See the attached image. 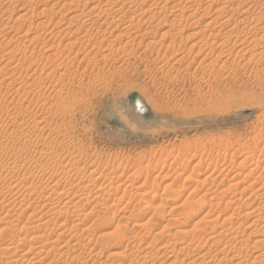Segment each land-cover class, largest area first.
Instances as JSON below:
<instances>
[{
    "label": "rangeland",
    "instance_id": "obj_1",
    "mask_svg": "<svg viewBox=\"0 0 264 264\" xmlns=\"http://www.w3.org/2000/svg\"><path fill=\"white\" fill-rule=\"evenodd\" d=\"M45 1L0 0V264H264V0L247 16L229 0ZM217 11L229 33H198ZM245 19L254 30L241 33Z\"/></svg>",
    "mask_w": 264,
    "mask_h": 264
},
{
    "label": "bare ground",
    "instance_id": "obj_2",
    "mask_svg": "<svg viewBox=\"0 0 264 264\" xmlns=\"http://www.w3.org/2000/svg\"><path fill=\"white\" fill-rule=\"evenodd\" d=\"M46 1H47V0H46ZM46 1H45V3H46ZM51 1H52V0H51ZM53 1H54V0H53ZM60 1H61V0H59V3H60ZM75 1H76V0H75ZM100 1H101V0H100ZM109 1H110V0H109ZM109 1H108V2H109ZM116 1H117V0H116ZM116 1H110V2H111V4H113L112 2L115 3ZM131 1H132V0H131ZM135 1H136V0H135ZM140 1H141V0H140ZM145 1H146V0H145ZM145 1L143 0V2H145ZM149 1H150V0H149ZM151 1H152V0H151ZM151 1H150V2H151ZM188 1H189V0H188ZM207 1H209V0H207ZM212 1H213V0H212ZM217 1H221V0H215V2H217ZM229 1L234 2V5H235V4L237 5L236 9H235L234 7H233V9L235 10L236 13H237V12H238V14L240 13V14H239L240 16H242V15L247 16V12H248L250 9H257V0H229ZM39 2H41V1H39ZM57 2H58V0H57ZM57 2H55V4H56ZM72 2H73V1H72ZM76 2H77V1H76ZM101 2H102V1H101ZM153 2H154V1H153ZM166 2H167V0H166ZM186 2H187V1H186ZM193 2L195 3L196 1H193ZM199 2H200V0H199ZM222 2H225V1L223 0ZM98 3H99V2H98ZM132 3H134V2H132ZM141 3H142V2H141ZM151 3H152V2H151ZM159 3H161L160 0H159ZM194 3H193V4H194ZM39 4H40V3H39ZM41 4H43V3L41 2ZM52 4H53V3H52ZM55 4H54V9H55V7H56ZM57 4H58V3H57ZM65 4H67V3H65ZM84 4H87V3L85 2ZM101 4H102V3H101ZM107 4H108V3H107ZM109 4H110V3H109ZM116 4H117V3H116ZM116 4H115V5H116ZM121 4H122V3H121ZM134 4H135V3H134ZM155 4H156V3H155ZM157 4H158V3H157ZM166 4H168V3H166ZM191 4H192V3H191ZM210 4H214V2H212V3H210ZM210 4H209V5H210ZM225 4H227V3H225ZM228 4H229V3H228ZM261 4H264V3H261ZM46 5H48V4H46ZM59 5H60V4H58V6H59ZM63 5H64V4H63ZM63 5H61V6H63ZM68 5H69V4H68ZM82 5H83V4H82ZM98 5H99V4H98ZM104 5H105V4H104ZM131 5H132V4H131ZM136 5H137V4H136ZM149 5H150V4H149ZM153 5H154V4H153ZM173 5H174V4H173ZM176 5H177V4H176ZM176 5H175V6H176ZM236 5H235V6H236ZM7 6H8V5H7ZM51 6H52V5H51ZM51 6H49V7H51ZM76 6H77V5H76ZM102 6H103V5H102ZM107 6H108V5H107ZM113 6H114V4H113ZM163 6H164V5H163ZM163 6L161 5V7H163ZM179 6H180V5H179ZM211 6H212V5H211ZM211 6H209V7H211ZM225 6H226V5H225ZM19 7H20V6H19ZM38 7H40V6L38 5ZM44 7H45V6H44ZM52 7H53V6H52ZM63 7H64V6H63ZM74 7H75V6H74ZM91 7H92V8H93V7L95 8V6H91ZM91 7H90V8H91ZM98 7H99V6H98ZM154 7H155V6H154ZM171 7H172V6H171ZM36 8H37V7H36ZM82 8H83V7H82ZM107 8H108V7H107ZM116 8H117V7H116ZM159 8H160V7H159ZM165 8H166V7H165ZM220 8H221V7H220ZM38 9H39V8H38ZM43 9L46 10L45 8H43ZM43 9H42V10H43ZM54 9H53V10H54ZM57 9H58V8H57ZM83 9H84V8H83ZM95 9H96V8H95ZM95 9H92V10H95ZM98 9H99V8H98ZM146 9H147V8H146ZM167 9H169V8H167ZM186 9H187V8H186ZM193 9H194V8H193ZM217 9H218V8H217ZM217 9H216V10H217ZM6 10H7V9H6ZM34 10H35V8H34ZM40 10H41V9H40ZM44 10H43V11H44ZM48 10H49V9H48ZM81 10H82V9H81ZM99 10H100V9H99ZM144 10H145V9H144ZM148 10H150V8H149ZM160 10H161V9H160ZM165 10H166V9H165ZM184 10H185V9H184ZM207 10H209V9L206 8V11H207ZM216 10H213V11H216ZM43 11H41V12H43ZM50 11H52V10H50ZM96 11H97V10H96ZM96 11H95V12H96ZM145 11H146V10H145ZM145 11H144V12H145ZM170 11H171V10H170ZM187 11H188V10H187ZM193 11H194V10H193ZM193 11H192V12H193ZM195 11H196V9H195ZM220 11H221V10H220ZM220 11H219V13H220ZM53 12H56V11H53ZM53 12H52V13H53ZM57 12H58V11H57ZM75 12H76V11H75ZM91 12H92V11H91ZM104 12H105V11H104ZM144 12H143V13H144ZM146 12H147V11H146ZM250 12H251V11H250ZM35 13H36V12H35ZM46 13H47V12H46ZM49 13H50V12H49ZM72 13H73V12H72ZM80 13H81V12H80ZM148 13H149V12H148ZM157 13H158V12H157ZM167 13H168V12H167ZM222 13H224V12H222ZM22 14H23V13H22ZM54 14H55V13H54ZM54 14H53V15H54ZM74 14H75V13H74ZM93 14H94V13H93ZM95 14H96V13H95ZM95 14H94V15H95ZM102 14H103V13H102ZM153 14H154V13H153ZM191 14H193V13H191ZM40 15H42V13H41ZM77 15H78V14H77ZM79 15H80V14H79ZM87 15H88V14H87ZM89 15H91V14H89ZM100 15H101V14H100ZM100 15H99V16H100ZM103 15H104V14H103ZM109 15H110V14H109ZM109 15H108V16H109ZM133 15H134V14H133ZM142 15H143V14H142ZM188 15H190V14H188ZM216 15H217V17H216V18L214 17L216 20H218V19L221 18V17H224L222 14H218V11H217ZM21 16L24 17V15H21ZM73 16H75V15H73ZM95 16H96V15H95ZM191 16H193V15H191ZM19 17H20V16H19ZM22 17H21V18H22ZM25 17H26V16H25ZM27 17H28V16H27ZM50 17H51V16H50ZM50 17H49V18H50ZM75 17H76V16H75ZM89 17H90V16H89ZM105 17H106V16H105ZM136 17H137V16H136ZM205 17H206V16H205ZM6 18H7V17H6ZM40 18H41V17H40ZM78 18H79V16H78ZM78 18H77V20H75L76 22L78 21ZM107 18H108V17H107ZM199 18H200V17H199ZM243 18H245V17H243ZM71 19H72V17H71ZM130 19H131V18H130ZM187 19H188V17H187ZM226 19H227V18H226ZM256 19H257V18H256ZM45 20H46V19H45ZM95 20H96V19H95ZM118 20H119V19H118ZM144 20H145V19H144ZM146 20H147V19H146ZM210 20H212V21H210V22L206 23L205 25H203V27L200 29L201 31L198 32V33H201V34H202V33L204 32V34H205L206 32H209V33L212 32V33H210V34H213V35H214V33H215L216 36H220V35H222L223 32H224V33H229V32H227V31H230V30H227V27H229V26H227V24L230 23L229 20H228V21H227V20H226V21H225V20H220V21L218 20L217 22H219V23H218V25H215V27H212V25H213L212 22L214 23L216 20H213V19H210ZM31 21H32V20H31ZM50 21H51V20H50ZM71 21H72V20H71ZM80 21H82V20H80ZM80 21H79V22H80ZM100 21H101V20H100ZM147 21H149V20H147ZM240 21H241V20H240ZM240 21H238L239 23H236V24H241ZM245 21H247L248 23H246L247 25H246V26L244 25L243 28H242L241 30H239L241 33H245L246 31L248 32L249 30L253 29L252 26H251V27L249 26V25L251 24V22H253V19H250V20L245 19ZM82 22H83V21H82ZM93 22H94V21H93ZM193 22H194V21H193ZM83 23H84V24L86 23L85 20H84ZM96 23H97V22H96ZM249 23H250V24H249ZM253 23H254V22H253ZM12 24H13V23H12ZM43 24H44V23H43ZM81 24H82V23H81ZM142 24H143V23H142ZM159 24H160V23H159ZM242 24H244V23L242 22ZM40 25H41V24H40ZM71 25H72V24H71ZM91 25H92V24H91ZM109 25H110V24H109ZM229 25H230V24H229ZM36 26H37V25H36ZM130 26H131V25H130ZM179 26H180V25H179ZM233 26H234V25H233ZM233 26H232V28H230L231 30H233V31H231V32H234V31L237 32V30H235V29L233 28ZM241 26H242V25H241ZM138 27H139V26H138ZM79 28H81V27H79ZM83 28H84V27H83ZM91 28H93V27H91ZM131 28H132V27H131ZM172 28H173V27H172ZM237 28H238V27H237ZM28 29H29V28H28ZM181 29H183V28H181ZM239 29H240V28H239ZM81 30H82V29H81ZM253 30H254V29H253ZM27 31H28V30H27ZM111 31H112V30H111ZM111 31H110V32H111ZM239 31H238V34L240 33ZM6 32H7V31H6ZM76 32H77V31H76ZM86 32H87V31H86ZM86 32H85V33H86ZM96 33H97V32H96ZM143 33H144V32H143ZM209 33H207V34L209 35ZM194 34H195V33H194ZM201 34H197V35L195 34V35H192V37L194 36V38H196V36H197V39H199V40H198V41L196 40L197 42H195V41H194V38H193L192 41H194L195 43L191 42V43H192V44H191V48L197 47L198 43H201V42H202V40H200V39H202V37H200ZM207 34H206V35H207ZM235 34H236V33H235ZM238 34H237V35H238ZM23 35H24V34H23ZM23 35H21V36H23ZM108 35H109V34H108ZM249 35H250V34H249ZM24 36H25V35H24ZM201 36H202V35H201ZM203 36H204V35H203ZM209 36H212V35H209ZM216 36H215V37L213 36V39H211L210 44L205 43V46H207L206 44H208V45H210V46H211L212 44H216L215 46H217L218 41H217V37H216ZM230 36H231V35H230ZM250 36H251V35H250ZM19 37H20V36H19ZM133 37H134V36H133ZM192 37H191V39H192ZM222 37H223V36H222ZM243 37H244V36H243ZM252 37H253V36H252ZM48 38H51V36L48 37ZM173 38H175V37H173ZM206 38H209V37L207 36ZM247 38H248V37H247ZM141 39H142V38H141ZM203 39H205V38H203ZM222 39H223V38H222ZM9 40H10V39H9ZM205 40H207V39H205ZM209 40H210V38H209ZM227 40H228V39H227ZM28 41H29V40H28ZM31 41H32V40H31ZM203 41H204V40H203ZM131 42H132V41H131ZM163 42H164V41H163ZM171 42H174V41L171 40ZM221 42L223 43V40H222ZM224 42H225V41H224ZM241 42H242V40H241ZM241 42H240V43H241ZM76 43H77V42H76ZM110 43H111V42H110ZM147 43H148V42H147ZM203 43H204V42H203ZM222 43L220 44V42H219L218 46H219V47H222V46H223ZM247 43H248V42H247ZM252 43H253V42H252ZM72 44H73V42H72ZM139 44H140V43H139ZM175 44H176V43H175ZM175 44H174V45H175ZM180 44H182V43H180ZM238 44H239V43H238ZM69 45H70V44H69ZM1 46H2V45H1ZM111 46H112V45H111ZM160 46H161V45H160ZM169 46H170V45H169ZM178 46H180V45H178ZM245 46H246V45H245ZM2 47H3V46H2ZM67 47H68V45H67ZM151 47H152V46H151ZM208 47H209V46H208ZM253 47H254V46H253ZM24 48H25V47H24ZM63 48H65V47H63ZM167 48H168V47H167ZM199 48H200V47H199ZM213 48H214V47H213ZM215 48H216V47H215ZM25 49H26V48H25ZM33 49H34V48H33ZM119 49H120V48H119ZM10 50H11V49H10ZM34 50H35V49H34ZM188 50H191V49H188ZM238 50H239V49H238ZM24 51H26V50H24ZM117 51H118V50H117ZM26 52H27V51H26ZM32 52H33V50H32ZM80 52H81V51H80ZM209 52H210V51H209ZM243 52H244V51H243ZM246 52H247V51H246ZM10 53H11V52H10ZM22 53H23V52H22ZM39 53H40V52H39ZM224 53H225V52H224ZM13 54H14V53H13ZM23 54H25V53H23ZM174 54H176V52H175ZM198 55H199V54H198ZM216 55H217V54H216ZM24 56H25V55H24ZM51 56H53V54H52ZM57 56H58V55H57ZM205 56H206V55H205ZM221 56H222V55H221ZM254 56H255V55H254ZM4 57H5V54L3 55L2 59H3ZM8 57H9V56H8ZM20 57H21V56H20ZM26 57H27V56H26ZM32 57H33V56H32ZM49 57H50V56H49ZM49 57H48V58H49ZM53 57H54V56H53ZM58 57H59V56H58ZM58 57H57V58H58ZM240 57H241V56H240ZM250 57H251V56H250ZM10 58H11V59H14V57H10ZM180 58H181V57H180ZM8 59H9V58H8ZM11 59H9V60H11ZM52 59H53V58H52ZM250 59H251V58H250ZM46 60L49 61L50 58H49V60H48V59H46ZM179 60H180V59L177 58V61H179ZM256 60H257V59H256ZM248 61H249V60H248ZM7 62H8V61H7ZM15 62H16V61H15ZM49 62H50V61H49ZM65 62H66V61H65ZM246 62H247V61H246ZM8 63H9V62H8ZM12 63H13V62H12ZM16 63H17V62H16ZM3 64H4V63H3ZM22 64H24V63H22ZM48 64H49V63H48ZM18 65H19V64H18ZM28 65H29V64H28ZM52 65H53V64H52ZM59 65H60V64H59ZM20 66H21V64H20ZM23 66H24V65H23ZM45 67H47V66H45ZM50 67H51V66H50ZM16 68H17V67H16ZM16 68H15V69H16ZM21 68L23 69V67H21ZM57 68L59 69V67H57ZM26 69H27V68H26ZM43 69H44V68H43ZM24 70H25V69H24ZM45 70H46V69H45ZM51 70H52V68H51ZM22 71H23V70H22ZM22 71H21V72H22ZM43 71H44V70H43ZM49 71H50V70H49ZM52 71H53V70H52ZM4 72H6V71H4ZM4 72H3V73H4ZM25 72H26V70H25ZM25 72H24V73H25ZM33 72H34V70H33ZM33 72H32V73H33ZM36 72H38V71H35V73H36ZM41 72H42V71L38 72V74H39V73L41 74ZM61 72H63V70H62ZM35 73H34V74H35ZM52 73H53V72H52ZM52 73H50V75H51ZM54 73H55V72H54ZM48 74H49V73H48ZM11 75H12V74H11ZM45 75H47V74H45ZM54 75H55V74H54ZM57 75H59V74H57ZM65 75H66V74H65ZM12 76H13V75H12ZM3 77H4V76H3ZM38 77H39V75H38ZM43 77H44V76H43ZM48 77H49V76H48ZM63 77H64V76H63ZM26 78H27V77H26ZM33 78H36V76L33 77ZM52 78H53V77H52ZM52 78H50V80H51ZM24 79H25V78H24ZM40 79H41V78H40ZM60 79H61V78H60ZM11 80H12V79H11ZM19 80H20V79H19ZM26 80H27V79H26ZM34 80H35V79H34ZM34 80H33V81H34ZM23 81H25V80H23ZM33 81H32V82H33ZM36 81L38 82V80H36ZM42 81H43V80H42ZM25 82L27 83V81H25ZM25 82H21V83H25ZM77 82H78V81H77ZM12 83H13V82H12ZM28 83H31V82H28ZM28 83H27V85H28ZM34 83H35V82H34ZM15 84H16V83H15ZM18 84H19V83H18ZM32 84H33V83H32ZM41 84H42V83H41ZM48 84H50V83H48ZM55 84H56V83H55ZM12 85H13V84H12ZM21 85H22V84H21ZM25 85H26V84H25ZM37 85H38V84H37ZM8 86H9V85H8ZM14 86H15V85H14ZM35 86H36V85H35ZM39 86H40V85H39ZM27 87L29 88V85H28ZM31 87H32V86H31ZM33 87H34V86H33ZM42 87H43V86H42ZM67 87H68V86H67ZM16 88H17V87H16ZM22 88H23V87H22ZM22 88H21V89H22ZM30 89H31V88H30ZM30 89H29V90H30ZM32 89H33V88H32ZM32 89H31V90H32ZM16 90H17V89H16ZM16 90L14 89L15 92H16ZM23 90H25V87L23 88ZM23 90H22V91H23ZM18 91H20V89H18ZM15 92H14V93H15ZM55 92H56V91H55ZM16 93H17V92H16ZM21 93H22V92H21ZM25 93H27V92H25ZM17 94H19V93H17ZM27 94H28V93H27ZM32 94H34V93L32 92ZM43 94H44V93H43ZM60 94H61V93H60ZM38 95H39V94H38ZM54 95H55V94H54ZM136 95H137V94H136ZM137 96H138V95H137ZM35 97H36V96H35ZM40 97H42V95H41ZM54 97H55V96H54ZM138 97H139V96H138ZM4 98H5V97H4ZM17 98H18V96H17ZM38 99H39V98H37V100H38ZM52 99H54V98H52ZM34 100H35V99H34ZM55 100H56V99H55ZM10 101H11V100H10ZM29 101H31V100H29ZM56 101H57V100H56ZM34 102H35V101H34ZM129 103H130V105H129L130 108H131L132 110L138 112L139 114H143V113L146 111L145 103L142 101V99H141L140 97H139L138 100H136V102H135L136 105H134V103H133L134 106H132L130 100H129ZM18 104H19V103H18ZM28 104H29V103H28ZM35 105H36V104H35ZM60 105H61V104H60ZM47 106H48V105H47ZM25 107H26V106H25ZM0 115H1V114H0ZM13 115H14V114H13ZM28 140H29V139H28ZM249 154H250V153H249ZM260 155H261V154H260ZM259 157H260V156H259ZM42 158H43V157H42ZM242 158H244V157H242ZM245 158H246V157H245ZM251 158H252V157H251ZM254 158H255V157H254ZM262 158H264V157H262ZM252 160H253V159H252ZM262 160H263V159H262ZM49 161H50V160H49ZM246 161H247V160H246ZM246 161H245V162H246ZM255 161H256V162H254V163H255L256 166H255V165H254V166L258 168V167H259V165H257V164H259V163L257 162L258 160H255ZM54 162H55V161H54ZM50 163H51V162H50ZM243 163H244V162H243ZM250 163H251V162H250ZM250 163H249V164H250ZM261 163H262V162H261ZM35 164H36V163H35ZM41 165H42V164H41ZM64 165H65V164H64ZM231 165H232V164H231ZM243 166H244V165H243ZM246 166H247V165H246ZM254 166H252V170L255 168ZM42 167H43V166H42ZM52 167H53V165H52ZM59 167H60V166H59ZM230 167H231V166H230ZM239 167H240V166H239ZM234 168H235V167H234ZM243 168H244V167H242V169H241V174L244 176L245 174H243L242 170H244V169L246 170V168H244V169H243ZM228 169H229V168H228ZM247 169H248V168H247ZM249 169H250V168H249ZM245 170H244V171H245ZM76 171H77V170H76ZM233 171H234V170H233ZM254 171H255V170H254ZM55 172H56V171H55ZM246 172H247V171H246ZM61 173H62V172H61ZM250 173H251V175H253V173L251 172V170H250V171L248 170V174H250ZM63 174H64V173H63ZM130 174H131V173H130ZM130 174H128V175H130ZM234 174H235V173H234ZM238 174H239V173H238ZM241 174H240V176H241ZM235 175H236V179H237V177H238L239 175H238V176H237V174H235ZM235 175H234V176H235ZM130 176H131V175H130ZM232 176H233V175H232ZM234 176H233L232 178H234ZM248 176H250V175H248ZM259 176H260V175H259ZM74 177H75V176H74ZM74 177H73V178H74ZM136 177H137V176H136ZM136 177H132V176H131V177H129V179H130V178L135 179ZM230 177H231V176H230ZM137 178H138V177H137ZM246 178H247V177H246ZM251 178H252V177H251ZM258 178H260V177H258ZM163 180H166V178L163 179ZM231 180H232V179H231ZM244 180H245V179H244ZM131 181H132V180H131ZM256 181H257V180H256ZM239 182H240V181H239ZM262 182H263V181H262ZM195 183H196V182H195ZM237 183H238V182H236L235 184H237ZM255 183H256V182H255ZM263 183H264V182H263ZM239 184H240V183H239ZM256 184H257V183H256ZM184 185H185V184H184ZM184 185H182L178 191H176L177 189H174V188L172 189V194L170 195V197L167 198V201H166L169 205H172V203L175 202L174 200L177 198L178 193L181 194L184 190H186L187 186H184ZM237 185H238V184H237ZM261 185H262V184H261ZM261 185H260V186H261ZM78 186H79V185H78ZM229 186H230V185H229ZM247 186H248V185H247ZM74 187H75V186H74ZM54 188H55V187H54ZM58 188H59V187H58ZM58 188H57V190H58ZM61 188H62V187H61ZM77 188H78V187H76V189H77ZM233 188H234V187H233ZM244 188H245V187H244ZM78 189H79V188H78ZM187 189H188V188H187ZM226 189H228L227 191H229L230 187H228V188H226ZM259 189H260V188H259ZM43 190H44V189H43ZM70 190H71V189H70ZM193 190H194V189H193ZM222 190H223V189H222ZM241 190H244V189H241ZM255 190H258V189L256 188ZM260 190H261V189H260ZM260 190H259V191H260ZM41 191H42V190H41ZM45 191H46V190H45ZM45 191H44V192H45ZM50 191H51V189L49 190V192H50ZM55 191H56V189H55ZM60 191H61V190H60ZM60 191H59V192H60ZM73 191H75V190L73 189ZM227 191H226V192H227ZM194 192H195V191H194ZM256 192H257V191H256ZM260 192H261V191H260ZM40 193H41V192H40ZM56 193H57V192H56ZM65 193H66V192H65ZM224 193H225V192H224ZM252 193H253V192H252ZM42 194H43V196H44V193H42ZM47 194H49V193H47ZM52 194H53V193H52ZM59 194H60V193H59ZM59 194H58V195H59ZM255 194H257V193H255ZM50 195H51V194H50ZM249 195H250V194H249ZM260 195H261V194H260ZM45 196H46V195H45ZM47 196H48V195H47ZM47 196H46V197H47ZM60 196H61V195H60ZM60 196H59V198H60ZM196 196H197V195H196ZM61 197H62V196H61ZM49 198H50V196L47 197V199H49ZM191 198H192V197H191ZM198 198H199V197H198ZM198 198H197V199H198ZM231 198H232V197H231ZM43 199H44V198H43ZM189 200H190V199H189ZM194 202H195V201H194ZM196 202H197V200H196ZM233 203H234V202H233ZM252 203H253V202H252ZM240 204L242 205V203H240ZM244 204H245V203H244ZM183 205H184V204H183ZM183 205L176 206V208L180 209L179 211L182 212L181 210L185 209ZM232 205H233V204H232ZM238 205H239V204H238ZM187 206H188V205H187ZM191 206H192V205H191ZM212 206H213V205H211V203H209V202H206V201L204 202V201H203V203H202V201H201L200 204H198L197 206H195V210H196L197 212H200V211L203 212L206 208H208V212H209L210 210H212ZM244 206H248V205H244ZM249 206H250V205H249ZM189 207H190V206H189ZM213 207H214V206H213ZM149 208H150L149 206L144 207V211L149 210ZM172 208H173V207H172ZM187 208H188V207H187ZM189 209H190V208H189ZM228 209H229V208H228ZM258 209H259V208H258ZM262 209H263V208H262ZM173 210H174V208H173ZM184 211H185V210H184ZM184 211H183V213H185ZM236 211H237V210H236ZM208 212H207V214H205V215L203 214V215L205 216V219L202 218L204 221L207 220V219H209V220H207V222L210 221V223H213V224H214L215 222H217L218 219L221 220V218H218L219 216L217 217L218 219H217V218L214 219V217H215L214 215H213V220H212V219L210 218L211 216L208 215V214H209ZM217 212H218V211H217ZM233 212H234V211H233ZM247 212H249V211H247ZM247 212H246V213H247ZM178 213H179V212H178ZM186 213H188V212H186ZM205 213H206V212H205ZM234 213H235V212H234ZM234 213H233V215H234ZM249 213H250V212H249ZM253 213H254V211H253ZM71 214H72V213H71ZM73 214H74V213H73ZM100 214H101V213H100ZM197 214H198V213H197ZM197 214H196V215H197ZM231 214H232V213H231ZM251 214H252V213H251ZM16 215H17V214H16ZM183 215H184V214H183ZM189 215H190V214H189ZM194 215H195V214H194ZM196 215H195V216H196ZM215 215L217 216V214H215ZM218 215H219V214H218ZM221 215H222V214H221ZM255 215H256V214H255ZM226 216H227V215H226ZM228 216H229V215H228ZM247 216H249V215H247ZM38 217H39V216H38ZM70 217H71V216H70ZM189 217H191V216H189ZM189 217H187V219H191V218H192V217H191V218H189ZM221 217H222V216H221ZM229 217H230V216H229ZM229 217H228V219H229ZM233 217H235V216H233ZM238 217H239V216H238ZM243 217H245V215H244ZM243 217H242V218H243ZM254 217H255V216H254ZM193 218H194V217H193ZM193 218H192V219H193ZM230 218H232V217H230ZM248 218H249V217H248ZM248 218L245 217L244 219H248ZM210 219H211V220H210ZM240 219H241V218H240ZM226 220H227V219H226ZM229 220H230V219H229ZM262 220H263V218H262ZM76 221H77V220H76ZM81 221H82V220H81ZM185 221H186V220H185ZM185 221H184V222H185ZM187 221H188V220H187ZM189 221H191V220H189ZM224 221H225V220H224ZM240 221H241V220H240ZM252 221H253V219H252ZM252 221H251V222H252ZM237 222H238V221H237ZM243 222H244V221H243V219H242V222H241V223H243ZM195 223H196V222H195ZM235 223H236V222H235ZM241 223H238V224H241ZM259 223H260V222H259ZM259 223H258V224H259ZM11 224H12V223H11ZM52 224H53V223H52ZM182 224H183V223H182ZM196 224H198V223H196ZM199 224H202V222L199 223ZM199 224H198V225H199ZM230 224H231V223H230ZM255 224H257V222L254 220L253 223H250L249 225H250V227L252 228V226H253V227H254V226H257V225H255ZM61 225H62V224H61ZM187 225H188V223H187ZM221 225H222V224L220 223V226H221ZM242 225H243V224H242ZM251 225H252V226H251ZM47 226H48V225H47ZM53 226H54V225H53ZM192 226H194V225H192ZM206 226H207V225H206ZM208 226H211V225L209 224ZM233 226H234V224H233ZM247 226H248V225H247ZM132 227H133V228H138V227H140V224H132ZM212 227H214V226H212ZM228 227H229V226H228ZM234 227L237 228V226H234ZM234 227H232L231 229H233ZM259 227H261V226H259ZM33 228H34V227H33ZM36 228H37V227H36ZM46 228H47V227H46ZM71 228H72V227H71ZM222 228H223V227H222ZM239 228L241 229V226L239 227V225H238V229H239ZM247 228H249V227H247ZM256 228H257V227H255V229H256ZM7 229H8V228H7ZM66 229H67V228H66ZM212 229H213V228H212ZM212 229H210V230H212ZM255 229H254V230H255ZM4 230H5V229H4ZM224 230H225V229H224ZM244 230H245V229H244ZM9 231H10V230H9ZM44 231H46V230H44ZM69 231H70V230H69ZM87 231H88V230H87ZM178 231H179V230H178ZM228 231H229V230H228ZM235 231H236V229H235ZM256 231H257V230H256ZM256 231H255L254 233L252 232V233H250V234L247 235V238H250V237H253V236H254V238H255V241H253V246H254V249H253V250H255V249L257 250V244H258V243L260 244L261 242H263L262 239H261L262 241L260 240L261 242H260V241L257 242L259 239L257 240V238H256V237H257V234H258V233H256ZM61 232H62V231H61ZM173 232H174V231H173ZM190 232H191V230H190ZM212 232H213V231H212ZM222 232H223V231H222ZM226 232H227V230H225L222 234L225 235L224 233H226ZM236 232H237V231H236ZM238 232H240V231L238 230ZM242 232H243V230H242ZM41 233H43V232H41ZM175 233H176V232H175ZM178 233H179V232H178ZM208 233H210V232H208ZM230 233H231V232H230ZM263 233H264V229H263ZM43 234H44V233H43ZM43 234H42V235H43ZM72 234H73V233H72ZM180 234L182 235V233H180ZM180 234H177L176 236H178V235H180ZM219 234L221 235V233H219ZM58 235H59V234H58ZM62 235H63V234H62ZM62 235H61V236H62ZM66 235H67V234H66ZM191 235H192V234H191ZM203 235H205V234H203ZM207 235H208V234H207ZM261 235H262V234H261ZM37 236H38V235H37ZM209 236H210V235H209ZM214 236H216V235H214ZM44 237H45V234H44ZM44 237H38L39 240H40V244H42V242L44 243ZM69 237H70V236H69ZM182 237H183V235H182ZM233 237H234V236H233ZM13 238H14V237H13ZM32 238H34V236H33ZM36 238H37V237H36ZM38 238H37V239H38ZM40 238H42V239H40ZM59 238H61V237H59ZM59 238H58V239H59ZM193 238H195V237H193ZM193 238H192V239H193ZM221 238H222V237H221ZM223 238H224V237H223ZM58 239H56V241H58ZM61 239H62V238H61ZM177 239H178V238H177ZM181 239H182V238H181ZM214 239H216V238H214ZM34 240H35V239H34ZM54 240H55V239H54ZM68 240H69V239H68ZM56 241H55V242H56ZM71 241H72V240H71ZM82 241H83V240H82ZM194 241H195V239H194ZM229 241H230V240H229ZM80 242H81V241H80ZM216 242H217V241H216ZM220 242H221V241H220ZM235 242H236V241H235ZM10 243H11V242H10ZM10 243H9V244H10ZM38 243H39V242H38ZM47 243H48V242H47ZM47 243H46V244H47ZM59 243H60V241H59ZM64 243H66V242L64 241ZM76 243H77V242H76ZM195 243H196V242H195ZM212 243H213V242H212ZM242 243H244V242H242ZM35 244H36V243H35ZM44 244H45V243H44ZM46 244H45V245H46ZM55 244H57V243H55ZM66 244H69V243H66ZM66 244H64V245H66ZM80 244H81V243H80ZM16 245H17V244H16ZM23 245H24V244H23ZM27 245H28V244H27ZM45 245H44V246H45ZM187 245H190V243L187 244ZM217 245H218V244H217ZM11 246H12V245H11ZM29 246H30V245H29ZM35 246H36V245H35ZM38 246H40V245H38ZM38 246L36 247V249L39 248ZM61 246H62V245H60V247H61ZM67 246L69 247L70 245H67ZM71 246H75V245H74V244H73V245L71 244ZM71 246H70V247H71ZM112 246H113V245H112ZM211 246H212V245H211ZM219 246H220V245H219ZM223 246H224V245H223ZM226 246H227V245H226ZM230 246H231V245H230ZM243 246H244V245H243ZM19 247H20V246H19ZM40 247H42V246H40ZM197 247H198V246H197ZM231 247H232V246H231ZM234 247H235V246H233L232 249H233ZM238 247H239V246H238ZM14 248L17 250V247H16V246H15ZM20 248H21V247H20ZM24 248H25V247H24ZM33 248H35V247H32V246H31V250L29 249L28 251H24V252H26V253L23 254L22 256H20V262H21V261L23 262V261H25V260L28 258V252L32 251ZM62 248H63V247H62ZM62 248H61V249H62ZM76 248H78V247H76ZM172 248H173V247H172ZM221 248H222V247H221ZM226 248H228V246H227ZM226 248H224V249H226ZM235 248H236V247H235ZM258 248H259V246H258ZM8 249H9V248H8ZM10 249H11V248H10ZM18 249H19V248H18ZM40 249L42 250V248H40ZM40 249H37V250H36V251H38V253H37L38 255H40V253H39V252H40ZM52 249H55V248H52ZM59 249H60V248H59ZM61 249H60V250H61ZM71 249H72V248H71ZM187 249H188V248H187ZM213 249H214V248H213ZM218 249H219V248H218ZM224 249H223V250H224ZM228 249H230V247H229ZM16 250H13V251H16ZM26 250H27V249H26ZM57 250H58V249H57ZM67 250H70V249H67ZM91 250H92V249H91ZM105 250H106V249H105ZM112 250H113V247H109V253H111ZM130 250H132V249H130ZM180 250H181V249H180ZM198 250H199V249H198ZM214 250H215V249H214ZM216 250H217V249H216ZM226 250H227V249H226ZM235 250H236V249H235ZM256 250H255V251H256ZM5 251H7V250H5ZM5 251H4V254L7 255ZM11 251H12V250H11ZM11 251L7 252L8 255H9L10 253L13 252V251H12V252H11ZM64 251H65V250H64ZM70 251H71V250H70ZM75 251H76V249H75ZM126 251L129 252L128 250H126ZM172 251H173V250H172ZM181 251H183V250H181ZM218 251H219V250H218ZM232 251H233V250H232ZM240 251H241V249H240ZM255 251H254V252H255ZM1 252H2V251H1ZM68 252H69V251H68ZM68 252H64V253L66 254V253H68ZM199 252H200V251H199ZM203 252H204V251H203ZM220 252H222V254H223V252L225 253V251H220ZM220 252H219V253H220ZM227 252H228V251H227ZM234 252H235V251H234ZM238 252H239V251H238ZM13 253H14V252H13ZM21 253H22V252H21ZM43 253H44V252H43ZM62 253H63V252H62ZM88 253H89V252H88ZM105 253H106V252H105ZM107 253H108V252H107ZM112 253H113V252H112ZM116 253H117V252H116ZM116 253H115V254H116ZM123 253H124V252H123ZM130 253H132V251H131ZM183 253H184V252H183ZM189 253H190V252H189ZM215 253H216V252H215ZM263 253H264V252H263ZM2 254H3V252H2ZM35 254H36V253H35ZM101 254H102V253H101ZM103 254H104V253H103ZM120 254H122V253H119L118 256H119ZM124 254H125V253H124ZM124 254H122V255H124ZM145 254H147V253H145ZM145 254H144V256L141 257V258H146L147 256H149L148 254H147V256H146ZM185 254H186V253H185ZM209 254H210V253H209ZM220 254H221V253H220ZM10 255H11V254H10ZM13 255H14V254H13ZM15 255H16V254H15ZM38 255H37V256L34 255V256H36V260H39V258H37ZM58 255L61 256V254H59V253H58ZM62 255H64V254H62ZM206 255H207V253H206ZM224 255H227V254H224ZM240 255H241V254H240ZM11 256H12V255H11ZM96 256H97V255H96ZM99 256L102 257V255H100V254H99ZM99 256H97V257H99ZM111 256H113V254H112ZM120 256H121V255H120ZM203 256H204V255H203ZM233 256H234V257H233ZM233 256L230 255L231 259H230L229 261H231V260L234 261L233 259L236 258V257H235V255H233ZM248 256H249V255H248ZM250 256H251V255H250ZM257 256H258V255L255 256V254H254L253 259H252V260H253V263H251V264H255V262L257 261ZM13 257H14V256H12V258H13ZM21 257H23V258L27 257V258H26V259H23V258H22V260H21ZM39 257H40V256H39ZM78 257H79V256H78ZM105 257H106V259H108V258H110V255H109V257H107V256L105 255ZM187 257H188V256H187ZM226 257H227V256H226ZM240 257H241V256H240ZM243 257H244V256H243ZM261 257H262V256H261ZM261 257H258V258L261 259ZM7 258H8V257H7ZM83 258H84V257H83ZM116 258H118V257H116ZM123 258H124V257H123ZM197 258H198V257H197ZM237 258H238V257H237ZM245 258H246V257H245ZM247 258H248V257H247ZM75 259H78V258H75ZM106 259H105V260H106ZM119 259H121V257H120ZM126 259H127V258H126ZM183 259H184V258H183ZM200 259H201L200 261L198 260V261H199L198 264H204V263H203V261L205 260L204 257L201 256ZM203 259H204V260H203ZM224 259H225V258H224ZM9 260L13 263V260H11V259H9ZM80 260H81V259H80ZM108 260H109V259H108ZM123 260H124V259H123ZM184 260H185V259H184ZM245 260H246V259H245ZM14 261H15V263H16V260H14ZM17 261H18V258H17ZM28 261H29V259H28ZM30 261H31V257H30ZM103 261H104V260H103ZM110 261H111V260H110ZM120 261H121V260H120ZM229 261H227V262H229ZM243 261H244V260H243ZM243 261H242V262H243ZM7 262H8V261H7ZM7 262H5V263H3V264H7ZM20 262H19V263H20ZM37 262H38V261H35L34 263L37 264ZM123 262H124V261H123ZM142 262H143V261H142ZM174 262H175V261H174ZM180 262H181V261H180ZM225 262H226V261H225ZM242 262H240V264H242ZM258 262L260 263V261H258ZM261 262H262V260H261ZM12 263H11V264H12ZM28 263H30V262H28ZM103 263H104V262H103ZM144 263H145V262H144ZM229 263H230V262H229ZM237 263H238V262H237ZM243 263H244V262H243ZM256 263H257V262H256ZM46 264H47V261H46ZM76 264H77V263H76ZM119 264H120V263H119ZM127 264H128V263H127ZM129 264H132V263L129 262ZM168 264H169V263H168ZM218 264H219V263H218ZM227 264H228V263H227ZM230 264H231V263H230Z\"/></svg>",
    "mask_w": 264,
    "mask_h": 264
},
{
    "label": "water",
    "instance_id": "obj_3",
    "mask_svg": "<svg viewBox=\"0 0 264 264\" xmlns=\"http://www.w3.org/2000/svg\"><path fill=\"white\" fill-rule=\"evenodd\" d=\"M138 99H139V97H138L136 94H133V95H131V96L129 97V100H130L132 106L136 105L135 102H136V100H138ZM133 103H134V105H133Z\"/></svg>",
    "mask_w": 264,
    "mask_h": 264
}]
</instances>
